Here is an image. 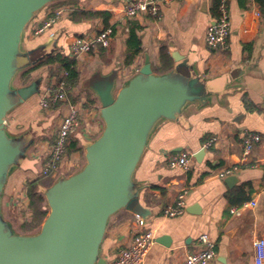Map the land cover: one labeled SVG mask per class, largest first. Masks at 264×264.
I'll list each match as a JSON object with an SVG mask.
<instances>
[{
    "label": "crops",
    "instance_id": "obj_1",
    "mask_svg": "<svg viewBox=\"0 0 264 264\" xmlns=\"http://www.w3.org/2000/svg\"><path fill=\"white\" fill-rule=\"evenodd\" d=\"M228 3L231 34L228 48L222 50L206 43L207 30L218 17L217 0H159V20L147 15L132 20L139 26L137 34L142 52L129 66L124 62L130 23L123 0H54L34 15L23 34L22 47L29 54L19 59L21 65L28 62L31 65L19 72L15 86L36 83L37 90L6 118V128L12 136L23 135L34 141L27 158L10 175L1 200V212L13 228V223L5 217L6 208L22 195L28 180L39 177L42 160L33 167L34 161L51 140L58 118L57 109L46 111L40 106L47 90L57 81L52 71H57V66L43 64L25 72L52 55L70 57V44L75 37H92L112 26L114 37L110 46H100L79 62V81L70 96L73 101H83L98 131L104 122L100 102L89 87L90 80L96 74L114 73L118 75L117 88H120L138 72L147 55L156 74L170 73L179 61L186 62L192 77L205 82L209 95L204 102L189 103L177 119L164 120L155 128L134 173L138 205L135 210L122 209L110 217L100 256L105 264H111L130 245L138 230L132 224L134 213L140 212L146 227L156 236L143 264H181L189 253L203 247L199 237L204 233L216 243L217 256L211 264H255L254 241L264 238V0H228ZM57 8L65 10L61 19L44 33L32 35V28ZM252 8L258 9L262 18L255 33L247 39L241 31ZM80 12L107 15L86 18ZM161 47L172 62L171 69L163 72ZM175 56L181 60L177 61ZM246 130L260 135V141L248 153L243 145ZM213 137L217 138L214 145L205 148L204 143ZM83 140L94 139L83 136L75 139L85 149ZM202 150H205L203 155L197 158ZM182 152L193 157L189 170L169 166V158ZM79 155V151L68 154L72 163L67 164V170L59 178L69 176ZM233 166L239 168L233 174L238 180L229 184L227 177L218 175ZM242 184L252 188L251 198L242 205L233 204L229 196ZM184 190L187 192L185 212L176 217L165 216L164 208L173 204ZM252 200L256 206H244ZM234 208H240V215L233 212ZM24 209L25 219L30 220L29 205H24ZM18 220L22 224L24 218Z\"/></svg>",
    "mask_w": 264,
    "mask_h": 264
},
{
    "label": "water",
    "instance_id": "obj_2",
    "mask_svg": "<svg viewBox=\"0 0 264 264\" xmlns=\"http://www.w3.org/2000/svg\"><path fill=\"white\" fill-rule=\"evenodd\" d=\"M51 1L0 0V264H105L100 248L109 219L122 209H136L134 173L153 131L162 121L177 119L189 103L204 102L209 92L186 62L156 74L148 55L120 88L118 75H94L89 87L100 102L104 127L86 146L83 167L46 188L49 210L40 229L16 231L1 212V200L34 141L12 136L6 118L37 90L36 83L16 87L15 78L31 65L19 61L29 54L22 47L25 27ZM225 180L232 184L238 178Z\"/></svg>",
    "mask_w": 264,
    "mask_h": 264
},
{
    "label": "built area",
    "instance_id": "obj_3",
    "mask_svg": "<svg viewBox=\"0 0 264 264\" xmlns=\"http://www.w3.org/2000/svg\"><path fill=\"white\" fill-rule=\"evenodd\" d=\"M125 4V16L128 23L132 22L138 15H147L148 17L159 20L161 18V7L159 0H123ZM64 8L52 10L47 18L37 23L32 28V35H40L57 23L64 15ZM262 18V13L252 8L248 10L247 19L242 28V37L250 38L256 30V26ZM231 34V14L228 0H220L218 4V17L209 27L206 33V43L214 49H227L229 36ZM114 37V29L105 27L98 31L94 36H77L70 44V58L76 61L78 69L79 62L85 60V57L96 51L100 46L109 47ZM68 73L63 72V76L58 83L49 88L46 95L41 99L40 106L46 111L58 110V118L55 130L51 135V140L45 143L46 147L39 151L42 160L40 177H52L54 180L59 178L63 170H67V164H71L67 153V146L71 140L80 136L88 139H95L101 133V130L95 128V124L90 120V113L84 106L83 101H73L70 99L75 86H72L65 78ZM217 138L213 137L204 143L205 148L214 145ZM260 141V135L256 132L244 131L243 145L246 153L250 152L254 143ZM192 156L189 152H182L169 158L168 163L172 168H182L189 170ZM76 165V164H75ZM74 165H71V167ZM239 168L237 166L228 167L219 172V177L226 178L235 174ZM186 194L184 190L180 192L173 204L164 208V215L167 217H176L183 214L186 210ZM21 202L27 207L29 199L26 188L20 195ZM16 198V199H18ZM27 201V204L25 203ZM256 201L244 204L245 207L256 206ZM233 212L240 215V208H234ZM132 224L138 229L131 239L128 247L122 249L111 264H143L145 257L151 247L156 242V236L152 229L146 227L145 218L142 214L135 212ZM203 245L200 250L189 253L181 264H211L216 256V243L210 238L209 234L204 233L199 237ZM255 264H264V238L259 237L254 241Z\"/></svg>",
    "mask_w": 264,
    "mask_h": 264
},
{
    "label": "trees",
    "instance_id": "obj_4",
    "mask_svg": "<svg viewBox=\"0 0 264 264\" xmlns=\"http://www.w3.org/2000/svg\"><path fill=\"white\" fill-rule=\"evenodd\" d=\"M219 1L220 0H217L218 3ZM80 15L81 17L92 18V17H97V16H105L107 14L105 12H91V13L80 12ZM106 27H110V26H106ZM138 29H139V26L135 25L133 22H130V33H129V36L126 42L127 51H126V58L124 62L126 66L133 64L136 57L142 52L141 41L137 34ZM160 61H161L160 70L162 72L171 69L172 67L171 58L168 55L164 47H161L160 49ZM43 64H47V65L49 64V65H52V67L53 65L57 66L58 68L57 71L55 69L52 70L54 72V75L56 74L55 76L57 77L56 83H58L60 79L63 77L61 76L63 72L68 73L65 79L72 86H76V84L78 83L80 73L76 67V61L70 57L63 56L61 54H55V55L48 57L43 62L36 65L34 68H31L30 70L25 72V74L29 73L36 67L43 65ZM80 150L81 148L78 145V142L75 140H71L70 144H68L67 146L68 154H72ZM53 181L54 179L52 177H49V176L40 177L39 176L36 179L28 180L26 182V191H27V196L29 199V209L31 211V219L24 220V222L21 224V230L24 233H29V232H32L38 229L43 223L44 219L46 218L48 214V206H47L46 199H45L43 192L44 190H46V188H48L53 183ZM251 191H252V188L249 186V184H242L239 186L235 194L229 196L230 201L233 204L242 205L244 202L250 200Z\"/></svg>",
    "mask_w": 264,
    "mask_h": 264
},
{
    "label": "rangeland",
    "instance_id": "obj_5",
    "mask_svg": "<svg viewBox=\"0 0 264 264\" xmlns=\"http://www.w3.org/2000/svg\"><path fill=\"white\" fill-rule=\"evenodd\" d=\"M21 74V73H20ZM17 83V81H16ZM55 128V127H54ZM82 143L86 146L90 143V141L88 140H83ZM80 152V155H79V159H76L77 161V164L75 165V167H73L70 171H69V175L75 173L76 171H78L79 169H81L83 167V165L85 164L86 162V159H85V149L82 147L81 148V151ZM41 160V156L40 155H37L36 156V159L34 161V165L33 167H35V163L37 164L38 161ZM54 182V181H53ZM11 207L9 206V208L7 207L6 209H8V215L5 216L9 221H11L14 225V229L18 232H21V227H20V222H19V218H24L26 217V210L24 209L23 207V203L21 202L20 198L16 199L10 203ZM49 210V209H48ZM24 220L22 221V223L24 222ZM40 229V227L32 232H29V233H35L37 232L38 230Z\"/></svg>",
    "mask_w": 264,
    "mask_h": 264
}]
</instances>
